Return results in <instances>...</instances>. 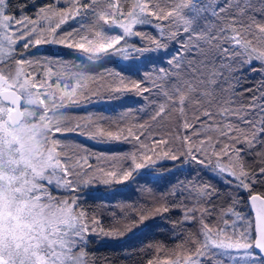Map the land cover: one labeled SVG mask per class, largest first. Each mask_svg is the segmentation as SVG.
Returning a JSON list of instances; mask_svg holds the SVG:
<instances>
[{
	"label": "snow or ice",
	"instance_id": "obj_1",
	"mask_svg": "<svg viewBox=\"0 0 264 264\" xmlns=\"http://www.w3.org/2000/svg\"><path fill=\"white\" fill-rule=\"evenodd\" d=\"M182 171L107 224L82 207ZM157 220L174 248L147 239ZM131 240L143 264H264V0H0V264H96L90 245Z\"/></svg>",
	"mask_w": 264,
	"mask_h": 264
},
{
	"label": "trees",
	"instance_id": "obj_2",
	"mask_svg": "<svg viewBox=\"0 0 264 264\" xmlns=\"http://www.w3.org/2000/svg\"><path fill=\"white\" fill-rule=\"evenodd\" d=\"M12 2V0H10ZM50 2V0H38V3L45 4ZM133 0H121L122 5L124 6L125 12L127 8L131 6ZM29 14L33 15L34 17V10L29 9ZM67 27V26H66ZM140 27V26H137ZM143 31L150 32L155 34V30L144 26L142 28ZM50 46H41V51H47ZM57 50L68 51L67 49L63 48L62 46H55ZM14 67V63H13ZM108 67H112L109 65ZM60 69L54 68L52 69L53 79L55 78V73ZM39 73L38 80L43 77V72L37 69ZM256 78V77H254ZM110 78L107 76H97L95 79H89L83 83V88L81 89L83 92H94L100 91L103 92L104 88L106 87L107 83L109 82ZM47 85H45V88ZM41 90V89H37ZM126 104L130 105L133 103L131 99L125 102ZM120 106L119 102L114 104H96L89 106L86 109H77L75 110L72 115L76 118L79 116H84L86 113H93L99 115L110 116L112 118H116L119 114ZM160 127H165L161 125ZM166 127L171 128L172 125L168 124ZM77 142H82L88 145H91L90 141L84 140L82 137L79 136H71L64 140V145L67 147L65 151L71 153L76 151L73 145ZM129 147L126 144H119L113 145L111 148L113 150L119 151ZM98 150H108L109 146H96ZM90 163L95 164V159H91ZM103 163V162H102ZM191 173L188 171H182L176 173L173 176H169L168 179L162 180L159 182L153 181L151 177H144L139 181V184H132L131 186L124 188L122 186H117L119 188V192L115 195L107 194V189H101L95 193L91 194L90 198L84 199L82 201V207L92 214L93 211L100 212L103 211L105 214L102 216V223L107 224L110 222L111 213L116 212L119 213L125 207H131L132 204L141 203L144 198H146V193H142L140 191L141 187H153L156 195H160L162 192H166L169 186L170 181H174L177 178L184 179L185 177H190ZM150 181L151 183L145 184V181ZM53 194H58L55 190L52 192ZM246 195V194H245ZM62 198V195H61ZM103 205V208L100 206ZM237 211L246 212L247 211V204H241L237 207ZM173 220L180 218V212L175 211L169 214ZM231 223L235 217L229 215L226 217ZM211 222L213 224L216 223V218L213 217ZM156 223L161 224L160 228H156L153 231L147 234V239H156L162 241L169 249L175 247L176 244L180 243V238L173 239L171 226L167 224L166 221L157 220ZM90 249L92 252L93 258L96 260V264H143L144 257L143 254L140 252V241L139 240H131L127 243L117 245L112 243H101V244H92L90 245ZM164 256H161L163 259Z\"/></svg>",
	"mask_w": 264,
	"mask_h": 264
},
{
	"label": "rangeland",
	"instance_id": "obj_3",
	"mask_svg": "<svg viewBox=\"0 0 264 264\" xmlns=\"http://www.w3.org/2000/svg\"><path fill=\"white\" fill-rule=\"evenodd\" d=\"M63 0H61V4H62ZM53 194V193H52ZM53 196H57V194H53Z\"/></svg>",
	"mask_w": 264,
	"mask_h": 264
}]
</instances>
